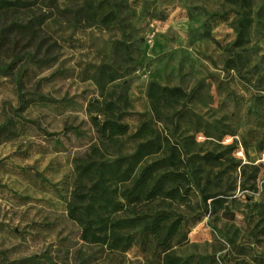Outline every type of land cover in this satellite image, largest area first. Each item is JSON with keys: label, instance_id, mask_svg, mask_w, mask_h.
<instances>
[{"label": "rangeland", "instance_id": "rangeland-1", "mask_svg": "<svg viewBox=\"0 0 264 264\" xmlns=\"http://www.w3.org/2000/svg\"><path fill=\"white\" fill-rule=\"evenodd\" d=\"M11 23L23 28L0 34V58L22 62L0 76V128L17 124L0 142V264H264V0H32ZM108 107L130 131L103 144L93 119ZM149 141L139 172L175 155L169 171L192 181L153 210L203 220L161 257L141 240L85 243L70 217L79 159Z\"/></svg>", "mask_w": 264, "mask_h": 264}, {"label": "trees", "instance_id": "trees-1", "mask_svg": "<svg viewBox=\"0 0 264 264\" xmlns=\"http://www.w3.org/2000/svg\"><path fill=\"white\" fill-rule=\"evenodd\" d=\"M41 1L44 3L46 0ZM49 2L53 7L58 5V0ZM29 6H32V0H0V24L10 14ZM22 28L20 24L11 23L6 27L0 26V34L5 36L10 32H21ZM21 62L22 58H16L10 63L0 58V76L20 77ZM27 62L37 66L41 64L35 56L27 59L25 64ZM40 100L45 101L41 97ZM104 114L106 117L102 121L93 119L94 128L103 144L129 133V125L115 121L114 111L110 107ZM16 116L19 118V115ZM16 128L15 121H7L0 128V142L5 134H12ZM59 135L47 134L50 138ZM154 147L156 145L152 141L143 143L133 155L115 162H100L90 155L79 159L70 217L81 226V239L85 243L127 251L141 240L142 245L154 248L155 253L161 257L182 245L191 229L203 220V216H200L189 225L182 216L177 217L169 211L153 210L152 206L157 201L187 200L192 184L188 173L169 171V168L176 166L175 155L154 162L139 172L138 166L143 159L157 152ZM179 162L183 166V162ZM120 184V190L114 189ZM119 212L123 213V217L114 218L113 215Z\"/></svg>", "mask_w": 264, "mask_h": 264}]
</instances>
